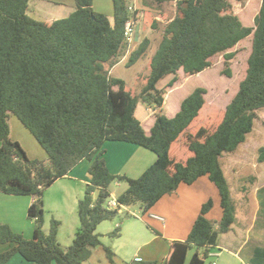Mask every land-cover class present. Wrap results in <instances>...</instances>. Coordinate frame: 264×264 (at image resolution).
I'll return each mask as SVG.
<instances>
[{
  "label": "trees",
  "instance_id": "1",
  "mask_svg": "<svg viewBox=\"0 0 264 264\" xmlns=\"http://www.w3.org/2000/svg\"><path fill=\"white\" fill-rule=\"evenodd\" d=\"M30 1L0 0V193L35 198L28 210L34 234L27 239L0 223V244L14 245L0 253V264H7L16 254L32 264H85L93 250L102 246L98 226L120 215L108 208L113 183L128 186L117 196L121 204L132 207L139 203L148 212L181 184L192 185L207 176L218 189L222 219L208 218L214 206L209 200L188 238L173 242L164 262L205 264L220 235L230 232L237 220L221 158L245 142L258 112L264 110V0L254 27L243 25L229 0H141L143 6L153 4L156 9L176 3L177 15L164 27L163 39L151 59V73L138 95L127 89L125 80L111 74L128 48L125 26L136 16L126 0H113V22L94 10V0H74L75 11L51 23L29 15ZM250 36L246 77L214 131L203 126L196 133L189 132L206 103L203 87L183 100L174 117L161 112L167 89L178 82L180 70L189 76L200 74L212 67L213 57L223 55L224 74L232 77L229 63L235 53L229 51ZM149 47L150 40L144 39L127 66H134ZM171 76L160 88V82ZM139 103L154 112L149 134L135 117ZM11 116L39 142L46 160L30 159L12 139ZM107 142L141 146L155 153L157 160L139 178L114 175L104 159ZM173 155H183L182 161ZM84 160L92 163L91 182L79 200L80 228L73 244L64 250L58 242L60 222L53 220L49 234L44 232L42 197ZM258 162H264V147ZM258 197L260 216L264 215V188ZM120 234L119 226L110 236ZM105 251L114 263L113 250ZM131 264L155 263L136 260ZM249 264H264V247L253 249Z\"/></svg>",
  "mask_w": 264,
  "mask_h": 264
},
{
  "label": "rangeland",
  "instance_id": "2",
  "mask_svg": "<svg viewBox=\"0 0 264 264\" xmlns=\"http://www.w3.org/2000/svg\"><path fill=\"white\" fill-rule=\"evenodd\" d=\"M126 1L130 7L135 9V18L140 37L139 41L134 43L131 48H127L125 55L120 59V63L113 68L111 74L115 78L125 80L127 82V89L133 95H138L141 89L146 85L151 73V59L163 39L164 27L176 17L177 9L176 3L164 4L156 9V6L153 4H150L151 6L148 8L143 6L141 0ZM229 2L233 6V12L239 17L244 26H255L254 19L259 13L262 0H229ZM95 6L96 12L98 13L110 14V11L114 14L113 0H95ZM45 14L46 13L44 12L37 17L36 15L31 16H35L37 20L43 21L47 19ZM113 14L110 16L107 15L112 21H114ZM155 23H157L156 28L154 26ZM144 39L150 40V47L147 54L134 66L128 67L127 64L131 53ZM252 39V36L244 39L229 51L235 53L234 59L229 63L232 77H228L224 74V70L227 66L223 55L213 57L211 59L212 67L200 74L189 76L186 75L183 70H180L178 82H176L172 88L167 89L166 101L161 112L168 118L174 117L183 100L196 88L203 87L207 90V94L205 95L206 103L201 111L199 119L189 132L194 131V133H196L198 129L203 126L207 127L211 132L214 131L223 120L227 106L238 93L240 83L246 77L248 59L252 52ZM172 78V76L167 77L161 81L159 87L164 88ZM135 117L140 122H143V128L149 133L152 124L154 125L155 122L154 112L142 103H139L135 111ZM9 124L12 139L21 140L29 150L31 157L40 156V149L45 151L16 116L10 117ZM29 139L33 143L31 146ZM263 147L264 110L258 112V118L255 121L254 130L246 136L245 142L240 144L235 152L225 153L221 158L224 175L232 191L231 198L234 204L235 201L239 203L242 201V187H246L250 192L252 191L253 194L257 186L264 184V163L260 164L258 162L259 151ZM183 155H178V157L176 155L173 156L179 158L178 161H182ZM36 159L40 161L45 160L42 158H35L32 160ZM202 178L211 182L207 176ZM202 178L198 179L194 184L189 185L192 187L194 193L193 195L186 196V198L195 202L198 201L199 198H207L204 203L206 204L213 193L212 190L202 182ZM211 185H213L212 189H214V191L216 189L215 193L217 194V198L213 199V203H218H216V205L214 204L208 214V218L213 221H220L223 216L220 204L221 198L218 189L213 182H211ZM85 187V184L77 182L74 179H59L43 193L42 198L45 211L44 232L49 234L53 220L60 222L61 225L59 226L58 242L64 250H67L73 244L80 228L78 205L79 200L84 198ZM127 187L126 183H123L120 186L118 185V182H115L111 187V192L118 196L125 191ZM182 189L181 191L178 190L176 193L182 194ZM247 195L251 196V193ZM130 210L132 213H135L136 216L128 214L117 215L113 220L104 221L98 226L97 234L100 236L102 246L93 250L96 253H94L91 260L87 261L85 264H124L118 258H115L114 263H112L106 255L105 248H110L112 250L121 248L128 252H130L129 249H132L133 245L131 244L128 235L125 234V236L121 238L110 236L117 227L120 226L122 227V230L125 231L130 223L141 219L147 214V212L143 211L139 203L130 207ZM238 210V213L236 212L237 220L232 226V229L238 233H250V244L247 247V250L251 249V251H253L257 246L264 247V215L260 214L259 216L258 214V217H255L253 213L254 209L250 207H239ZM26 221H29L33 225L32 227H34V223L28 219V215ZM241 227L244 231L240 229ZM12 230L16 233L22 234L27 239L33 238L31 233L23 234L13 228ZM224 235L225 234H221L220 237L222 238ZM191 254L192 252L189 256L192 257Z\"/></svg>",
  "mask_w": 264,
  "mask_h": 264
},
{
  "label": "crops",
  "instance_id": "3",
  "mask_svg": "<svg viewBox=\"0 0 264 264\" xmlns=\"http://www.w3.org/2000/svg\"><path fill=\"white\" fill-rule=\"evenodd\" d=\"M93 4L96 11L95 0ZM75 9L74 0H31L28 13L30 16L36 15L37 17L45 12L47 19L43 21L51 23L67 18ZM109 13L106 15L110 16L113 14L110 11ZM31 17L37 20L35 16ZM180 108L181 106L178 112ZM141 123L143 125V122ZM146 133L149 134L150 132L146 131ZM14 141H18L22 145L30 159H47V153L42 149L39 150L40 156L31 157L29 150L21 140L17 139ZM29 143L30 146L33 144L30 139ZM104 149L106 151L104 159L110 172L114 175H125L133 179L139 178L157 160V155L152 151L131 143L107 142ZM91 164L90 161L84 160L67 177L62 179L70 178L85 185L89 184L91 182ZM201 180L212 190L213 195L210 200L216 199V189L215 191L212 189L213 185H211V182L204 178ZM187 186L189 185L181 184L179 186V191L183 188L182 194L176 193L178 192L177 190L174 194L163 197L145 216L130 223L125 231L120 227L121 234L119 238L124 237L125 234L128 235L133 246L131 250L129 249L130 252L121 248L114 249V259L118 258L124 264H131L136 260L164 264L170 253L172 243L185 241L188 238L195 221L200 215L201 207L207 199L199 198L195 202L186 198V196L194 193L192 187ZM262 188H264V184L257 186L252 194V191L250 192L246 187H242V201L240 203L235 201L236 212L238 213L239 207H250L254 209L255 217H258L260 209L258 193ZM250 193L251 196H248L247 194ZM34 199L31 196H9L0 193V223L7 224L23 234L31 233L33 237L34 227L29 221H26V217ZM216 203L218 202H214L215 205ZM240 229L244 231L242 227ZM249 244L250 233H238L231 229L224 237H219L217 246L212 248L205 264H249L253 254L251 249L247 250ZM13 246V244H0V253L10 250ZM191 252V255H193L194 251ZM94 253L96 252L93 251L91 258ZM190 257L188 255V261L191 259ZM7 264L32 263L26 261L20 254H16Z\"/></svg>",
  "mask_w": 264,
  "mask_h": 264
},
{
  "label": "built area",
  "instance_id": "4",
  "mask_svg": "<svg viewBox=\"0 0 264 264\" xmlns=\"http://www.w3.org/2000/svg\"><path fill=\"white\" fill-rule=\"evenodd\" d=\"M129 10L134 13L133 7H130ZM137 23L136 18H131L126 26H125V40L128 45V48H131L134 43H136V35H137ZM118 185H120L118 183ZM108 208L113 211H117L120 215L128 214V215H134L135 213H132L130 210V207L124 204H121L118 200V197L115 194H111V197L108 201ZM161 219V218H159Z\"/></svg>",
  "mask_w": 264,
  "mask_h": 264
},
{
  "label": "water",
  "instance_id": "5",
  "mask_svg": "<svg viewBox=\"0 0 264 264\" xmlns=\"http://www.w3.org/2000/svg\"><path fill=\"white\" fill-rule=\"evenodd\" d=\"M139 41V29H138V32H137V35H136V42Z\"/></svg>",
  "mask_w": 264,
  "mask_h": 264
}]
</instances>
